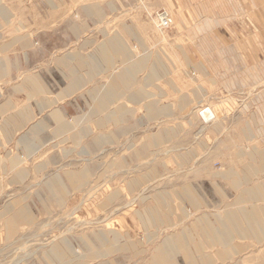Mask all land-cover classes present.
I'll return each instance as SVG.
<instances>
[{
  "label": "rangeland",
  "instance_id": "rangeland-1",
  "mask_svg": "<svg viewBox=\"0 0 264 264\" xmlns=\"http://www.w3.org/2000/svg\"><path fill=\"white\" fill-rule=\"evenodd\" d=\"M125 2L0 0V264H264L250 91Z\"/></svg>",
  "mask_w": 264,
  "mask_h": 264
},
{
  "label": "crops",
  "instance_id": "crops-1",
  "mask_svg": "<svg viewBox=\"0 0 264 264\" xmlns=\"http://www.w3.org/2000/svg\"><path fill=\"white\" fill-rule=\"evenodd\" d=\"M146 1L143 3L150 8L168 11L181 40L194 49L198 43L196 48L207 74L213 75L222 89L250 91L246 93L247 102L242 97L237 99L238 119L249 120L244 116V109L249 106L256 137H264L260 131L264 129V0ZM123 4L127 5L125 0ZM247 131L251 133L250 127ZM179 249L185 252V246ZM155 264H172L171 257L162 252Z\"/></svg>",
  "mask_w": 264,
  "mask_h": 264
},
{
  "label": "built area",
  "instance_id": "built-area-1",
  "mask_svg": "<svg viewBox=\"0 0 264 264\" xmlns=\"http://www.w3.org/2000/svg\"><path fill=\"white\" fill-rule=\"evenodd\" d=\"M157 20H158V23L161 24V28H167L170 26L171 24V17L170 15L166 12H160L158 15H157Z\"/></svg>",
  "mask_w": 264,
  "mask_h": 264
},
{
  "label": "bare ground",
  "instance_id": "bare-ground-1",
  "mask_svg": "<svg viewBox=\"0 0 264 264\" xmlns=\"http://www.w3.org/2000/svg\"><path fill=\"white\" fill-rule=\"evenodd\" d=\"M170 15V14H169ZM171 16V15H170ZM171 19H173L172 18V16H171ZM158 24V23H157ZM158 26H161V24H158ZM164 29V28H163ZM201 112V114H203V113H206V115H202L201 116V114H200V116L204 119V120H206V121H210V120H214L215 119V115H214V113H213V111L211 110V108L210 107H208V106H206V107H203L200 111H198V113H200Z\"/></svg>",
  "mask_w": 264,
  "mask_h": 264
}]
</instances>
